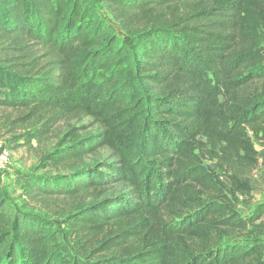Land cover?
<instances>
[{"label":"trees","instance_id":"trees-1","mask_svg":"<svg viewBox=\"0 0 264 264\" xmlns=\"http://www.w3.org/2000/svg\"><path fill=\"white\" fill-rule=\"evenodd\" d=\"M102 2L122 37L96 0H0V124L100 128L57 137L19 206L0 190V264H264V204L235 208L264 154V0Z\"/></svg>","mask_w":264,"mask_h":264},{"label":"rangeland","instance_id":"rangeland-1","mask_svg":"<svg viewBox=\"0 0 264 264\" xmlns=\"http://www.w3.org/2000/svg\"><path fill=\"white\" fill-rule=\"evenodd\" d=\"M97 8L101 19L104 22L112 24L117 29V34L123 36L119 26L115 24L112 17L105 8L104 2L102 0H96ZM16 114H13L15 116ZM71 127L77 129V134L81 138H85L89 135H96L100 132L99 126L94 123L91 119L84 118L81 121L71 120L67 122L58 123L51 134L46 138L37 142L36 140L31 141L30 145H24V139L15 142L14 135L10 133L8 126L5 122L0 124V140L5 143V145L10 149L11 156L8 165L0 171V190L5 193V196L9 201L15 205H20L19 190L15 185V182H20L24 175L26 174H36L38 176L53 177L57 175V172L52 169H40L38 165L39 155L45 152H51L58 138H62ZM84 127V128H81ZM253 145L256 151L262 150L261 140L255 138L252 133ZM204 141H206L204 139ZM109 161V155L106 150H99L94 155H89L85 158V163L90 167L101 166L103 169L104 163ZM206 164H211V161L207 160ZM104 170V169H103ZM66 174V172H60ZM252 177L258 182L254 185V191L252 193L251 203H246L244 199H239L235 202V208L240 213L242 217L249 214L252 207L257 204H264V154L259 158L258 167L252 172ZM225 183H228L226 177L221 178ZM240 241H245L244 238L239 239ZM264 242V235L259 239Z\"/></svg>","mask_w":264,"mask_h":264},{"label":"built area","instance_id":"built-area-1","mask_svg":"<svg viewBox=\"0 0 264 264\" xmlns=\"http://www.w3.org/2000/svg\"><path fill=\"white\" fill-rule=\"evenodd\" d=\"M10 149L0 140V171L3 170L10 161Z\"/></svg>","mask_w":264,"mask_h":264}]
</instances>
